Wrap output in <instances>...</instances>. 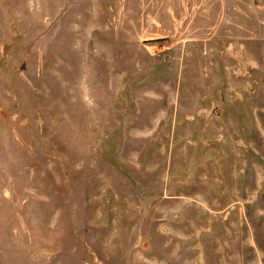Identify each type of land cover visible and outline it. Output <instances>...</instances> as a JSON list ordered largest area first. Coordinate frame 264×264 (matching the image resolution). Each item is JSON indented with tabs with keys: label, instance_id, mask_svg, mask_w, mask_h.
<instances>
[{
	"label": "rangeland",
	"instance_id": "obj_1",
	"mask_svg": "<svg viewBox=\"0 0 264 264\" xmlns=\"http://www.w3.org/2000/svg\"><path fill=\"white\" fill-rule=\"evenodd\" d=\"M26 1L0 0V264H264V0L126 57L107 0Z\"/></svg>",
	"mask_w": 264,
	"mask_h": 264
},
{
	"label": "crops",
	"instance_id": "obj_2",
	"mask_svg": "<svg viewBox=\"0 0 264 264\" xmlns=\"http://www.w3.org/2000/svg\"><path fill=\"white\" fill-rule=\"evenodd\" d=\"M96 1V0H95ZM116 2L106 1L104 5L107 10H110L111 17L105 14V24L102 28H95L94 32L98 31L100 39L104 42L120 45V53L122 57L129 54V44L132 43L134 48L143 47V43L147 41H159L163 38L172 37L173 28L175 26H188L191 28L186 33L198 35L197 26H207L208 16L203 20L202 11L210 10L207 1L199 0L197 3H189L188 0H115ZM24 0V10L27 12L26 3ZM95 9H100L102 6L95 2ZM195 12H197L195 14ZM209 11H207V15ZM12 16L11 10H8V17ZM16 18V17H13ZM9 25H25L29 21L25 15L19 17L18 22L8 18ZM145 27H151L152 30H145ZM93 33V31H92ZM128 37L130 39H128ZM191 42L199 41L210 44L212 41H205V38L190 39ZM194 43V42H193ZM126 51V52H125ZM92 85V84H91ZM93 87H96L94 85ZM177 105V104H176ZM141 106V105H140ZM139 106V107H140ZM138 108V107H137ZM140 110V109H139ZM176 116V115H175ZM175 118V117H174ZM173 120L170 119L169 121ZM174 122L176 119L173 120ZM171 121V122H173Z\"/></svg>",
	"mask_w": 264,
	"mask_h": 264
}]
</instances>
